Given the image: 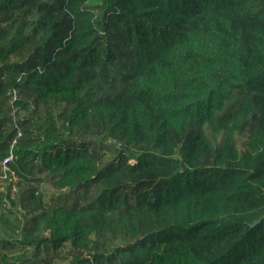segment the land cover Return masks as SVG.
Returning a JSON list of instances; mask_svg holds the SVG:
<instances>
[{
	"label": "trees",
	"instance_id": "1",
	"mask_svg": "<svg viewBox=\"0 0 264 264\" xmlns=\"http://www.w3.org/2000/svg\"><path fill=\"white\" fill-rule=\"evenodd\" d=\"M8 201L0 264H264V0H0Z\"/></svg>",
	"mask_w": 264,
	"mask_h": 264
},
{
	"label": "rangeland",
	"instance_id": "2",
	"mask_svg": "<svg viewBox=\"0 0 264 264\" xmlns=\"http://www.w3.org/2000/svg\"><path fill=\"white\" fill-rule=\"evenodd\" d=\"M6 206L7 207L10 206V201H8L7 204L5 203L4 205H2V207L0 208V213L3 211V213L7 215L11 221L18 223V221L16 220L17 214L10 213V211L6 209ZM18 217H20V215H18ZM0 235H6L4 234V229L1 222H0Z\"/></svg>",
	"mask_w": 264,
	"mask_h": 264
}]
</instances>
